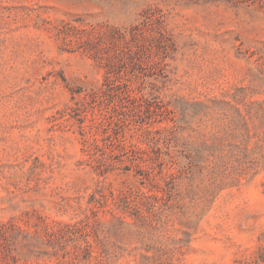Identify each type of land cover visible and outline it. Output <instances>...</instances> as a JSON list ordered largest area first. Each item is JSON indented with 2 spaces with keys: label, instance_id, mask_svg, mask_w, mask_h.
Here are the masks:
<instances>
[{
  "label": "rangeland",
  "instance_id": "1",
  "mask_svg": "<svg viewBox=\"0 0 264 264\" xmlns=\"http://www.w3.org/2000/svg\"><path fill=\"white\" fill-rule=\"evenodd\" d=\"M0 264H264V0H0Z\"/></svg>",
  "mask_w": 264,
  "mask_h": 264
}]
</instances>
